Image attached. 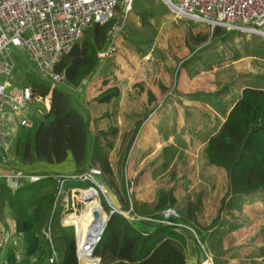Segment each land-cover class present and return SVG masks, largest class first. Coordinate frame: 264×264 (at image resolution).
Returning a JSON list of instances; mask_svg holds the SVG:
<instances>
[{
	"label": "rangeland",
	"instance_id": "rangeland-1",
	"mask_svg": "<svg viewBox=\"0 0 264 264\" xmlns=\"http://www.w3.org/2000/svg\"><path fill=\"white\" fill-rule=\"evenodd\" d=\"M146 5L155 13L149 18L148 25L142 23L134 1L132 9L126 14L125 3L120 0L114 26L121 25V29L117 31L110 44L109 55L100 59L90 88L84 92L81 102H76L79 110L91 120V131L95 132L98 127L117 128L115 147L111 151L113 157L122 153L126 141L136 129V121L144 122V119L161 104L176 102L195 105L196 102L191 101L188 96L198 92L228 90L239 94L246 85L264 86V38L261 35L249 30L227 27H220V30L214 33V28L209 24L179 16L164 0H147ZM11 55L16 62L12 79L14 86L31 84V81L51 85L50 80L39 75L36 64L30 60L27 52L12 49ZM105 74L108 83H104ZM57 85L70 92L68 84ZM108 90L116 91L117 95L106 103L97 102L98 97ZM154 90L158 93L152 95ZM104 113L105 116L101 117ZM161 113L162 111H159V114ZM172 113L176 114L170 112L169 115ZM24 114L35 123V127L18 129L11 142L10 154H14L16 141L32 138L33 132L47 115L43 102L32 103ZM193 123L187 122V128L184 127L180 131L178 124L172 121H159L145 126V129L148 128L144 132L145 141L141 140L143 134L139 132L137 134L141 136L138 137L136 134L135 137L137 146L138 144L141 146L138 149L151 153L156 150L158 143L162 141L169 143L168 140L172 139L183 154L185 150L194 147L195 138H205L203 133L201 135L194 133L193 127L190 126L198 124ZM155 160L156 157L153 155L150 165ZM173 173L161 177L166 188L173 186L177 180L176 171ZM125 174L134 204L137 198L141 200L142 196L154 197L156 190L140 192L134 189L128 171ZM106 189L111 200V192L107 187ZM199 192L196 189L191 190L187 193L190 198L184 194L179 195L181 205L172 206L183 215V211H187V208L194 204ZM99 193L98 200L108 215L109 212L103 207V198L107 203L110 202L106 196ZM211 193L206 192V207L201 208L200 214H196L193 207L188 209L197 217L198 228L207 231L214 228V235L210 237L208 244L200 235L206 253L212 259H216V264H264V194H257L245 200L240 211L226 209L222 214L224 219L222 220L221 215L217 221L219 202H214ZM84 208H79V211ZM61 209L62 207L58 206L56 221ZM145 209L151 211V208ZM220 221L222 222L219 223ZM192 227L196 231L199 230L193 225ZM195 240L199 247H202L196 238ZM47 247L49 249L48 244ZM218 257L222 263H219Z\"/></svg>",
	"mask_w": 264,
	"mask_h": 264
},
{
	"label": "trees",
	"instance_id": "trees-1",
	"mask_svg": "<svg viewBox=\"0 0 264 264\" xmlns=\"http://www.w3.org/2000/svg\"><path fill=\"white\" fill-rule=\"evenodd\" d=\"M134 2L142 23L148 25L149 18L155 13L147 7V0H134ZM114 22L115 18L107 24H95L88 28L71 51L62 57L57 69L65 70L68 85L79 87L85 79L95 73L100 63L99 52L107 49L112 42L111 31ZM218 30L220 26L214 28V33ZM31 84L38 94L42 96L50 94V109L46 117L53 116V119L48 126L42 124L35 131L33 140L30 139L24 144L25 161L43 160L48 163H61L72 154L78 166L90 162L101 168L103 175H112L109 152L114 147L117 128L97 130L92 137L90 119L80 112L72 93L58 85L52 88L50 84L35 81H31ZM116 95V91L108 90L99 96L98 100L108 102ZM140 126L141 123L125 144L123 149L125 156L131 150ZM204 151L210 164L225 169L229 180L227 197L231 199L228 202L227 197L223 199L217 221L226 209L231 210L238 203H243L245 197L264 194V86L252 85L243 89L226 120L208 140ZM125 156L123 162L126 160ZM89 185L78 181L68 182L69 187L86 188ZM57 190V181L53 177H47L30 182L17 192L10 189L3 191L10 206L22 217L26 215L29 206H34L36 228L40 234L48 224H51L56 249L57 242L61 240L57 236V229L60 227L63 215L62 208L56 221L58 211L57 208L53 211V205ZM84 191L88 201L82 195ZM118 194L123 210L128 209L132 201L129 188L124 186L122 192ZM97 196L98 191L95 188L80 190L78 200L84 205L87 201V208L83 209L86 210L80 220L84 219L89 210H98L100 214L107 216ZM72 202L75 205L74 201ZM175 202L173 191L160 190L151 211L143 208L142 212L153 214L166 206H172ZM103 207L110 212L111 207L105 198H103ZM94 211L87 216L92 234L99 231L101 223V216L96 219ZM188 216L193 217L191 213ZM71 217H74L73 213L65 217V223L76 222V219ZM187 240L188 234L185 231L164 224H155L151 232L144 233L133 220L119 212H114L95 254L101 258V264H188ZM47 244L49 245L48 241ZM37 258L41 260V255L39 254ZM90 264L94 262L90 260Z\"/></svg>",
	"mask_w": 264,
	"mask_h": 264
},
{
	"label": "built area",
	"instance_id": "built-area-1",
	"mask_svg": "<svg viewBox=\"0 0 264 264\" xmlns=\"http://www.w3.org/2000/svg\"><path fill=\"white\" fill-rule=\"evenodd\" d=\"M127 14L132 9L134 0H123ZM167 6L179 16L199 20L213 28L227 27L243 29L257 33L264 38V0H164ZM120 0H0V164L10 160L9 150L18 129H32L35 123L24 112L34 102H43L45 110L50 109V94L42 96L33 85L24 83L14 86L12 79L15 74L16 62L11 50L27 52L31 61L36 64L39 75L51 82V87L66 83L65 70H58L57 65L62 57L68 54L73 46L84 35L85 31L95 24L104 25L115 18ZM121 25L111 31L112 42ZM111 42V43H112ZM111 51L99 52V58H106ZM87 84L85 79L78 87L81 90ZM42 112V111H41ZM103 171L98 166H92L81 172L65 175H55L58 190L53 205V211L58 206L63 208L64 217L74 212L71 202L76 207L85 205L78 200V194L83 188L69 187L68 182L78 181L89 183L87 188H95L110 202L109 213L119 212L130 220L150 221L156 224L173 226L176 229L192 234L206 253L202 240L192 225L182 222V214L174 206H166L158 217L141 216L135 212L133 202L126 210L114 206L108 195L105 184L99 181ZM44 178L42 175L30 174L16 167H0V189L3 185L13 192L21 189L25 183ZM100 196V193H99ZM73 226V225H70ZM74 227V226H73ZM102 227L95 234L91 231L82 243L77 241L76 253L79 259L91 260L101 264V258L95 250L102 239ZM43 238L49 242V264H61L59 251L53 242V230L48 224L42 230ZM7 233L4 241L9 240ZM18 242H16L17 244ZM37 257L26 259L20 250L16 251V264H39ZM203 264H214L206 253Z\"/></svg>",
	"mask_w": 264,
	"mask_h": 264
},
{
	"label": "crops",
	"instance_id": "crops-1",
	"mask_svg": "<svg viewBox=\"0 0 264 264\" xmlns=\"http://www.w3.org/2000/svg\"><path fill=\"white\" fill-rule=\"evenodd\" d=\"M94 78V74L88 77L86 79L87 84L81 90H79L78 87H71L70 85H68L70 93H72L76 99L75 104L77 101L81 102L84 92L86 91V89L90 88L89 85L90 83H92L91 80ZM103 78V80L105 81L104 83H108L106 74L103 76ZM250 86L252 85L243 86L239 94H234V92H229L228 90H217L205 93L198 92L195 95L188 96L191 98V101L196 102L195 105H186L176 102L166 103L165 105L161 104L156 109H154L146 119H144V122L139 120L141 126L138 132L140 134H143V137H141V140L143 142L146 138L144 136V132H146L148 129H145V126L148 127L150 124H155L159 121H172L174 123L176 122L178 124L177 126L179 131L184 127V129L187 128V122L192 123L193 121V124H198L195 126H190L193 127L194 133H197L199 135L203 133L205 134V138H195L193 141L194 147L191 150H185L183 154L180 150H178L179 146L172 139L168 140L169 143H166L165 141L158 143L156 150L151 153H145L144 151L139 150V147L141 146H139V144L137 146L135 139L131 150L126 156L122 151L119 156L115 155L113 157L111 155V151L115 147L114 144L113 149L109 152L112 175L105 174L99 177V181L105 184V186L111 192V194H109L111 195L112 204L117 208L123 210L122 202L118 192H122L124 186L128 188L130 186L125 174L126 171H128V175L131 179V183L134 186V189L139 190L140 192L156 190L153 198H147V195L144 196V198L142 196L141 200L137 198L134 209L135 212L141 216H159L160 211H156L153 214H145L142 212V209L153 208L157 199V194L160 190L173 191L176 199V202L173 204L175 206L181 205V199L179 198V195L184 194L187 198H190L187 193H189L191 190L196 189L200 191V194H198L196 199L194 200V204L192 206H189V208L193 207L195 209L194 211L196 212V214H200L201 208L206 207V192L211 191V198L214 200V202H219L218 211H220L223 204V199L228 196V176L224 168L210 164L204 150L210 137L219 130L223 122L226 120V117L229 114L230 110L241 96L243 89ZM154 93L157 94V90L156 92L155 90L152 91V95ZM159 111H162V113L159 114ZM48 112L49 111H46L47 114ZM170 112H176V114L172 113V115H169ZM104 116L105 113L101 115V117ZM52 119L53 116L45 117V120L41 122L40 126L42 124L48 126L49 122ZM139 121H136V127L138 126ZM108 128H111V126H109ZM108 128L98 127L95 129V132L91 131V136L94 137L97 130H104ZM174 129L175 128H173V130ZM139 133L137 134L138 137L140 135ZM33 135L32 138H28V140H33ZM28 140L19 139L18 141H16L14 154L9 153L10 160L5 164L1 163L0 167L4 169L8 167H16L24 170L27 173L42 175L44 176V178H47L53 177L55 175L73 174L95 166L90 162H86L85 164L78 166L72 154H69L67 159L61 163H48L43 160L27 162L23 157V146ZM128 141H126V143ZM187 141H189V139H187ZM90 153L91 149L89 150V154ZM153 155H155L156 160L150 165V160L153 159ZM124 156L126 157L125 162L122 161ZM123 163H125L124 166ZM148 168L152 169L149 170ZM173 171H176L177 173V180L174 181V183L172 184L173 186H171L170 188H166L165 186H163L161 177L168 175V173H171L170 175H172L175 173H173ZM29 183L30 182L25 183L24 186ZM5 189L9 188L3 185L0 189V264H16L17 250H20L26 259L37 257L40 254L41 260L39 264H49L47 261V257L50 254V247L48 249L46 240L43 238L42 234L37 231L34 206H29L27 208L26 215L24 217L18 215L15 209L10 206L8 199L3 195V191ZM82 195L86 197L88 201V197L86 196L85 191L82 193ZM253 196L254 195L245 197L243 203H245V200L250 199V197ZM230 199L231 197H227L226 201L228 202ZM87 201L85 208H87ZM243 203H238L237 206H235L231 210L236 209L240 211ZM71 207L74 209V212H72L74 214V217L71 218H75L76 222L65 223L64 221L63 224L61 220L60 227L57 229V236L61 238V240H59L56 244L57 250L60 254V261L61 264H87L85 259H79L77 256V241H79L82 232H85L88 224L91 228L90 223H88L87 221V216L94 210H89L84 219L80 220L79 216H82L85 210H82L80 212L78 208L73 204V202H71ZM189 208H187V211H183L182 222L198 228L196 226L197 217L192 215L193 217L190 218L188 216V214L190 213L188 211ZM68 215L69 214H67L65 217H67ZM100 216L101 225L106 221L107 216L102 214H100ZM223 219L224 218L222 215V220ZM134 223L144 233L151 232L155 228L156 224L150 221H134ZM70 225H73L74 227ZM198 229V235H201V238L206 240L205 242L208 244V240H210V237L214 235V228L208 231L201 230L200 228ZM7 233L10 234V237L9 240L5 242L4 239ZM16 242L18 243L16 244ZM215 252L217 253V251ZM186 253L188 256V264H203V260L206 257V253L204 252L202 247H199L195 240V237L192 234H188ZM217 259L219 263H222L219 257ZM213 262L214 264H216V259L213 258Z\"/></svg>",
	"mask_w": 264,
	"mask_h": 264
},
{
	"label": "bare ground",
	"instance_id": "bare-ground-1",
	"mask_svg": "<svg viewBox=\"0 0 264 264\" xmlns=\"http://www.w3.org/2000/svg\"><path fill=\"white\" fill-rule=\"evenodd\" d=\"M86 191V190H85ZM104 224V223H103ZM103 224H101L100 226H99V230L101 229V227L103 226ZM91 230V228L89 227V224H88V226L86 227V229H85V232L83 231L82 232V234H81V236H80V239H79V243H82L84 240H85V238H86V235L88 234V232ZM86 262H87V264L88 263H90V260H86Z\"/></svg>",
	"mask_w": 264,
	"mask_h": 264
},
{
	"label": "water",
	"instance_id": "water-1",
	"mask_svg": "<svg viewBox=\"0 0 264 264\" xmlns=\"http://www.w3.org/2000/svg\"><path fill=\"white\" fill-rule=\"evenodd\" d=\"M112 214H113V213H109V214L107 215V219H106V221L104 222V224H103V226H102V230H103V231H105V229L107 228L108 223H109V221H110V219H111ZM95 217H96V219H99V218H100V212H99L98 210L95 211Z\"/></svg>",
	"mask_w": 264,
	"mask_h": 264
}]
</instances>
